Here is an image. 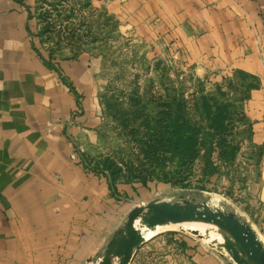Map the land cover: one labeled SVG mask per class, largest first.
Returning a JSON list of instances; mask_svg holds the SVG:
<instances>
[{
  "label": "rangeland",
  "instance_id": "1",
  "mask_svg": "<svg viewBox=\"0 0 264 264\" xmlns=\"http://www.w3.org/2000/svg\"><path fill=\"white\" fill-rule=\"evenodd\" d=\"M170 7L169 0H32L35 33L48 59L82 57L90 66L92 84L82 115L69 133L72 157L86 172L105 177L87 165L113 160L121 167L116 187L134 184L140 191L134 189L137 194L121 196L116 202L123 208L122 222L129 208L150 199L189 198L233 211L261 237L253 213L262 203L253 196L252 180L261 174L263 151L251 140L250 119L243 108L248 75L198 68L170 25L171 16L177 18L184 9ZM203 96L210 104H229L223 134L236 146L233 159L225 151L220 157L216 144L210 156L216 168L197 158L187 185L160 179L156 171L162 159L146 151L155 123L183 99L190 121L207 125ZM165 161L170 169L172 160ZM184 224L202 225L203 236L172 227ZM167 226L147 239L129 264H200L204 253L221 258L224 264H236L221 245L224 239L215 225L184 221Z\"/></svg>",
  "mask_w": 264,
  "mask_h": 264
},
{
  "label": "crops",
  "instance_id": "2",
  "mask_svg": "<svg viewBox=\"0 0 264 264\" xmlns=\"http://www.w3.org/2000/svg\"><path fill=\"white\" fill-rule=\"evenodd\" d=\"M169 1L184 9L170 25L198 68L248 75L243 108L263 151L252 180L262 207L253 215L264 243V0ZM31 4L0 0V264H98L122 223L116 202L139 190L113 193L107 177L72 157L69 133L92 84L90 66L82 57L46 62Z\"/></svg>",
  "mask_w": 264,
  "mask_h": 264
},
{
  "label": "water",
  "instance_id": "3",
  "mask_svg": "<svg viewBox=\"0 0 264 264\" xmlns=\"http://www.w3.org/2000/svg\"><path fill=\"white\" fill-rule=\"evenodd\" d=\"M202 221L219 228L225 248L236 264H264V243L251 224L233 211L207 201L150 199L132 207L108 240L98 264H129L149 238L145 232L159 224Z\"/></svg>",
  "mask_w": 264,
  "mask_h": 264
},
{
  "label": "trees",
  "instance_id": "4",
  "mask_svg": "<svg viewBox=\"0 0 264 264\" xmlns=\"http://www.w3.org/2000/svg\"><path fill=\"white\" fill-rule=\"evenodd\" d=\"M49 59H46V62L51 64ZM207 98L208 96L202 98L206 117L208 118L207 125L190 121L186 115L183 99L177 100L174 106L175 110L167 113L166 117L160 118L155 123V129L147 142L146 151L153 153L156 158L162 159L156 171L157 177L159 176L160 179L187 185L190 167L197 158H201L206 165L212 164V168H216V164L210 159L216 144L219 147L220 157L223 156L225 151L226 157L230 160L233 159L236 146L226 139L225 134H223L228 128L229 104L227 102L210 104ZM134 102H137V100H134ZM217 135H219L218 139H215ZM166 157L172 160L173 165L170 169L165 168ZM87 166L95 172L104 173L110 191L117 193L115 179L120 174V166L113 160L109 162L105 160L98 161L91 166L89 164ZM142 180L144 183L146 182V178ZM180 245H186V242L180 241Z\"/></svg>",
  "mask_w": 264,
  "mask_h": 264
},
{
  "label": "bare ground",
  "instance_id": "5",
  "mask_svg": "<svg viewBox=\"0 0 264 264\" xmlns=\"http://www.w3.org/2000/svg\"><path fill=\"white\" fill-rule=\"evenodd\" d=\"M181 222H184V221H181ZM188 222H202V221H188ZM177 223H180V222H176V223H166V224H159V225H156L154 228H148L147 230H146V232H145V236H146V238H151L152 236H154L156 233H158V232H161V231H164V230H166L169 226H167V225H172V224H177ZM203 223H205V222H203ZM182 224V223H181ZM206 224H208V223H206ZM210 225H212V224H210ZM214 226V225H213ZM172 227H176V228H184V230L185 229H187V231L189 230H195V231H197V233L199 234V235H201V236H203V234H204V228H203V226L201 225H191V224H184V225H179V226H172ZM158 228V229H157ZM156 230V231H155ZM183 230V229H182ZM154 231V232H153ZM186 231V232H187ZM188 231V232H189ZM212 231V230H211ZM206 232V231H205ZM206 236V235H205Z\"/></svg>",
  "mask_w": 264,
  "mask_h": 264
}]
</instances>
